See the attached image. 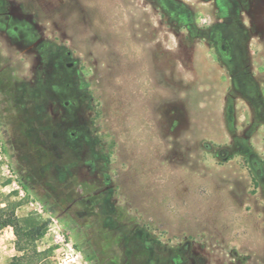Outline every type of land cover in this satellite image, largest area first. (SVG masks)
Instances as JSON below:
<instances>
[{
    "label": "rangeland",
    "instance_id": "rangeland-1",
    "mask_svg": "<svg viewBox=\"0 0 264 264\" xmlns=\"http://www.w3.org/2000/svg\"><path fill=\"white\" fill-rule=\"evenodd\" d=\"M177 1L199 32L153 0H0V214L45 224L25 252L35 264H264L211 215L174 225L124 192L146 88L162 163L215 176L264 225V125L228 99L235 74L239 96L264 100V0L235 1L237 40L220 31L238 61L207 40L218 2ZM203 142L233 156L218 162ZM16 242L0 230V264H19Z\"/></svg>",
    "mask_w": 264,
    "mask_h": 264
},
{
    "label": "clouds",
    "instance_id": "clouds-1",
    "mask_svg": "<svg viewBox=\"0 0 264 264\" xmlns=\"http://www.w3.org/2000/svg\"><path fill=\"white\" fill-rule=\"evenodd\" d=\"M153 102L152 92L146 88L140 89L135 98L136 114L129 124L126 145L128 174L124 192L128 200L174 225L211 215L231 240L264 253V225L242 211L230 190L215 176L162 163L160 139L149 119Z\"/></svg>",
    "mask_w": 264,
    "mask_h": 264
},
{
    "label": "flooded vegetation",
    "instance_id": "flooded-vegetation-1",
    "mask_svg": "<svg viewBox=\"0 0 264 264\" xmlns=\"http://www.w3.org/2000/svg\"><path fill=\"white\" fill-rule=\"evenodd\" d=\"M157 2L163 9L167 10L171 13L172 17H178L185 21V26L189 31L199 32L200 30L195 29L194 20L187 14L180 11L184 6L178 3L177 0H153ZM218 2L222 7L223 13V21L222 23H213L206 30L207 40L209 41V45L211 47H215L219 44L222 54L224 58L227 60L234 59L235 61L239 60V55L237 53V48H228L225 44L226 37L220 33L221 30H226L230 34L233 41L237 40V37L240 34V31L244 29V25L240 22V6H238L235 1L236 0H214ZM68 67L71 66L70 63L67 64ZM237 75L231 74L230 78V89L231 93L228 94V99L238 100L242 99L248 106L249 113L251 116V121L249 124H254V126L259 127L260 125H264V100L260 95L256 97H247L243 98L239 96L236 92V87L240 84L239 78H236ZM1 78V75H0ZM226 98V100H228ZM226 108L224 106L223 113L225 116Z\"/></svg>",
    "mask_w": 264,
    "mask_h": 264
},
{
    "label": "trees",
    "instance_id": "trees-1",
    "mask_svg": "<svg viewBox=\"0 0 264 264\" xmlns=\"http://www.w3.org/2000/svg\"><path fill=\"white\" fill-rule=\"evenodd\" d=\"M201 149L211 154L218 162H223L233 156L232 154L227 156V149L225 147H218L209 142H203L201 144ZM13 212V209H3L1 211L0 230L5 227H10L17 238V252L22 253V255L13 258L14 261H17L19 264H24L23 262L27 260V264H35L39 257H29L25 252L26 249L33 246L36 239L41 236L42 229L44 228L45 224L37 223V220L31 219V222H27L25 224V228L23 229L20 226L17 218L14 216ZM34 254L36 255L35 251Z\"/></svg>",
    "mask_w": 264,
    "mask_h": 264
}]
</instances>
